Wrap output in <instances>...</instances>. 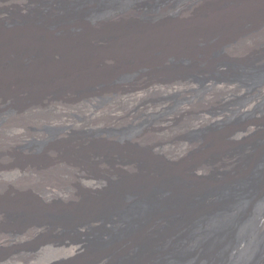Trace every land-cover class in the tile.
I'll list each match as a JSON object with an SVG mask.
<instances>
[{
    "label": "bare ground",
    "instance_id": "6f19581e",
    "mask_svg": "<svg viewBox=\"0 0 264 264\" xmlns=\"http://www.w3.org/2000/svg\"><path fill=\"white\" fill-rule=\"evenodd\" d=\"M263 96L264 0H0V264H246Z\"/></svg>",
    "mask_w": 264,
    "mask_h": 264
},
{
    "label": "rangeland",
    "instance_id": "374dc122",
    "mask_svg": "<svg viewBox=\"0 0 264 264\" xmlns=\"http://www.w3.org/2000/svg\"><path fill=\"white\" fill-rule=\"evenodd\" d=\"M60 1H65V2H78V3H92L95 4L98 9H106L108 7H111L113 5H115L117 3V0H60ZM200 73H194L191 76H193V78L201 83L203 80H222L224 78H230L232 80H235L237 82V78H240L242 80H245V77H243V75L239 74L238 72V66L236 64H231L229 65L227 68H211L209 70H205L204 71H199ZM203 72V73H202ZM211 75V76H210ZM233 76V77H232ZM207 79H206V78ZM213 77V78H212ZM127 77H124L121 81L127 80ZM202 79V80H201ZM249 84L251 86V83H246ZM156 98V97H155ZM178 98L177 97H172L170 100L172 101V103L176 102ZM263 104V105H262ZM261 105L264 106V96H263V100L261 102ZM254 112H248L242 116H236L233 117L231 119L232 123H238V122H243L246 121L252 117H254ZM245 119V120H243ZM234 121V122H233ZM191 138H196L198 136V134L196 133H191L188 135ZM241 146L240 145H236L234 147V149L236 151L241 152ZM236 192H229V193H233L231 194L232 196H237L240 198V206L235 208L233 215L230 217V219H227L223 222H221V224L218 223V225H214L211 229L206 230V234H208L207 236H211V238L209 239L212 240L211 242L215 241L217 238H219V236H224L225 233H229L231 234L232 232H234V228L236 227L234 222L235 221H241V223L246 222L247 225L245 226V228L243 229V232L240 235V239L243 240L245 243H247L246 249L243 250V256L245 258V263L246 264H255L259 259H261L264 256V231L259 230L255 223H253V217L256 216V214H261L264 211V203L258 207H254L251 208L248 212L245 211L244 209V194L242 193V187H236ZM203 195L202 196H207V195H212L215 199L221 200L222 198L227 197L226 192H219V191H213L211 193L207 192L205 189L203 190ZM243 196H242V195ZM244 201V202H243ZM205 220V219H204ZM236 229V228H235ZM68 231V232H67ZM66 233L62 234V236H77L76 233L74 231L71 230H67ZM97 231L98 230H91L90 232H88L87 236L85 237V241L87 243H93L94 239L97 236ZM96 233V234H95ZM92 236V237H91ZM236 238V237H233ZM218 240V239H217ZM237 240V239H236ZM235 239L232 241H236ZM191 247V246H190ZM1 248V247H0ZM191 250V253L195 252V253H199L200 251H202L200 248H194L193 250ZM198 255V254H195Z\"/></svg>",
    "mask_w": 264,
    "mask_h": 264
}]
</instances>
